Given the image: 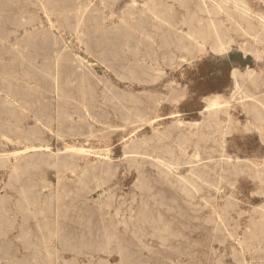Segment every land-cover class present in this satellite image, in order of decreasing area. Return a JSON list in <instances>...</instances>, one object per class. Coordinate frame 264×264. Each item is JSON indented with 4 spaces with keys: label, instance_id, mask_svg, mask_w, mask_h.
<instances>
[{
    "label": "rangeland",
    "instance_id": "1",
    "mask_svg": "<svg viewBox=\"0 0 264 264\" xmlns=\"http://www.w3.org/2000/svg\"><path fill=\"white\" fill-rule=\"evenodd\" d=\"M239 4L0 0V264H264V26Z\"/></svg>",
    "mask_w": 264,
    "mask_h": 264
},
{
    "label": "bare ground",
    "instance_id": "2",
    "mask_svg": "<svg viewBox=\"0 0 264 264\" xmlns=\"http://www.w3.org/2000/svg\"><path fill=\"white\" fill-rule=\"evenodd\" d=\"M232 3H234L235 5H238L239 3V10L240 12H242V16H245L249 19L250 22L254 23L256 20L259 19V24H261L262 26H264V16L259 15L258 12H256V10H253L247 3L245 2H238L235 0H230ZM241 14V13H240ZM64 35V34H63ZM226 43H223L222 46H225ZM238 86L240 87V84L238 83ZM241 88V87H240ZM76 150V149H75ZM79 150V149H78ZM82 150V149H80ZM170 167V166H169ZM185 183V182H184ZM204 203V202H203ZM202 203V204H203ZM211 207V206H210ZM211 210V208H210ZM241 248V247H240ZM247 256V255H246Z\"/></svg>",
    "mask_w": 264,
    "mask_h": 264
}]
</instances>
